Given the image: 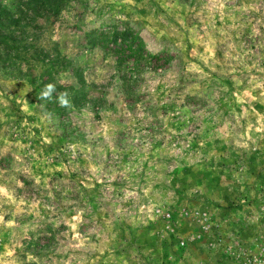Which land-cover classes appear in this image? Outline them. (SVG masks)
Listing matches in <instances>:
<instances>
[{"label":"rangeland","instance_id":"rangeland-1","mask_svg":"<svg viewBox=\"0 0 264 264\" xmlns=\"http://www.w3.org/2000/svg\"><path fill=\"white\" fill-rule=\"evenodd\" d=\"M2 2L0 264H264V0Z\"/></svg>","mask_w":264,"mask_h":264},{"label":"trees","instance_id":"trees-1","mask_svg":"<svg viewBox=\"0 0 264 264\" xmlns=\"http://www.w3.org/2000/svg\"><path fill=\"white\" fill-rule=\"evenodd\" d=\"M21 12L24 13L25 11L22 9ZM22 21H23L22 15L16 17L14 11L8 9V7L3 4L2 0H0V59L4 57L2 56L3 51L5 48L8 47V45L11 42L14 43L13 46L15 47V49L18 48L15 45L18 46L20 45L22 48L25 47L24 45H22L23 39H16L17 36L14 35L12 36V33L16 31H20V33L24 32L26 24H23ZM118 45L119 47L118 49H116V51L117 54H119L118 55L119 59L117 58V61L120 64L119 66L123 67V65L127 63L128 60L127 57L130 54L128 52L131 51V45L126 41V39H121ZM12 57L17 58L16 56H12ZM59 64H61V62L55 59H50L46 63V67L54 70L56 66H59ZM30 76L32 77V79L35 78L34 75H30ZM41 85L43 86L44 83H41ZM71 88L74 89L75 87L71 86ZM60 89L65 90L68 89V87H63V86L60 87L56 85V91Z\"/></svg>","mask_w":264,"mask_h":264},{"label":"clouds","instance_id":"clouds-1","mask_svg":"<svg viewBox=\"0 0 264 264\" xmlns=\"http://www.w3.org/2000/svg\"><path fill=\"white\" fill-rule=\"evenodd\" d=\"M54 92H56V85L53 83H47L44 85V89L41 92H39L38 98L40 100H50ZM68 97H69V93L67 91L58 93L56 99L60 107L68 108L71 106V102Z\"/></svg>","mask_w":264,"mask_h":264}]
</instances>
